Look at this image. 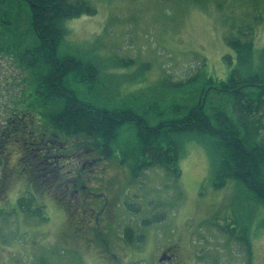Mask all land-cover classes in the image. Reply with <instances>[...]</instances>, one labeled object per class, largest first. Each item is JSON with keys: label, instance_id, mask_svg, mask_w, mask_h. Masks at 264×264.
<instances>
[{"label": "rangeland", "instance_id": "rangeland-1", "mask_svg": "<svg viewBox=\"0 0 264 264\" xmlns=\"http://www.w3.org/2000/svg\"><path fill=\"white\" fill-rule=\"evenodd\" d=\"M87 1L96 14L65 22L67 34L59 55L96 62L101 71L94 93L98 104L147 110L151 124L182 117L199 98L203 78H229L238 62L226 44L227 35L253 38V68L263 63L264 0ZM25 25L26 21L18 27V36L2 34L0 47L16 45L17 50L32 45L31 27ZM5 27L9 26H0V32L5 33ZM17 76L23 77L20 72ZM66 84L80 98L90 96L84 83L69 78ZM35 89L32 79L21 81L12 85L3 101L13 111L26 102L43 122ZM208 106L211 113L217 103ZM134 143L133 129L125 125L114 147L115 157L92 181L82 178L102 201H111L98 231L103 246L95 227L78 237L70 212L44 196L37 204L45 206L48 220L19 211L9 219L6 231L13 240L0 250V264H153L155 249L167 244L178 247V264H264V204L233 180L215 188L214 158L203 142L183 138L178 179L161 167L133 179L131 160L121 163V159L122 150ZM20 187L16 184L8 192L9 201L22 193ZM127 230L133 233V243L127 241ZM107 244L110 254L102 251Z\"/></svg>", "mask_w": 264, "mask_h": 264}, {"label": "trees", "instance_id": "trees-1", "mask_svg": "<svg viewBox=\"0 0 264 264\" xmlns=\"http://www.w3.org/2000/svg\"><path fill=\"white\" fill-rule=\"evenodd\" d=\"M96 12L87 0H0V26H9L5 27V33L0 32L1 38L2 34L8 38L18 36V27H24V21L25 26L31 27L32 45L17 50L16 45L0 49L7 57H14L24 75L35 83V95L46 109L49 128L75 149L79 140L83 152L112 159L120 132L129 125L135 143L122 150L121 163L131 160L133 179L155 167L178 179L181 143L185 137L194 138L203 142L213 155L215 188H224L233 180L264 204V51L263 63L255 70L253 38L227 35L226 44L236 52L238 62L229 78H203L199 98L182 117L151 124L147 110L109 109L98 104L94 93L101 82V71L96 62L59 55L67 34L65 22ZM69 78L84 83L86 95L90 96L80 98L67 86ZM214 103L217 106L210 108L209 113L208 105ZM30 214L44 219L37 206ZM125 236L129 243L134 242L131 230ZM241 239L250 250L249 242Z\"/></svg>", "mask_w": 264, "mask_h": 264}, {"label": "flooded vegetation", "instance_id": "flooded-vegetation-1", "mask_svg": "<svg viewBox=\"0 0 264 264\" xmlns=\"http://www.w3.org/2000/svg\"><path fill=\"white\" fill-rule=\"evenodd\" d=\"M3 54L4 51L0 49V250L5 248L4 244H11L13 240L9 238L6 228L9 219H15L18 211L33 217L30 213L37 206L42 211V218L49 219L44 214L45 206L37 204L40 197L44 196L53 199L63 212H70L78 237L87 235L88 230L95 227V235L101 237L102 241L99 240L103 246L104 239L98 231L101 228L100 220L110 208L111 201H102L100 194L92 191L87 184L84 185L87 180L82 178L85 175L86 179L92 181L95 173L102 170V166L110 159L98 153L83 152L79 140L75 149L63 137L55 134L49 128L44 107L40 111L43 122L35 117L38 114L36 108L33 109L26 102L20 104L23 106L20 110L9 109L3 101V95L7 94L12 85L28 80V76L24 75L14 57ZM17 72L22 73L23 77H18ZM23 89L22 86L18 91ZM83 158H87L84 163ZM87 170L91 174L94 171V174L88 175ZM16 184L21 185L22 193L9 201L8 192ZM100 201L102 205L98 209L97 203ZM28 209L30 213H27ZM103 248L102 251L110 254L108 244ZM113 262L117 263L116 260ZM178 263L177 246L167 244L155 249L153 264Z\"/></svg>", "mask_w": 264, "mask_h": 264}]
</instances>
